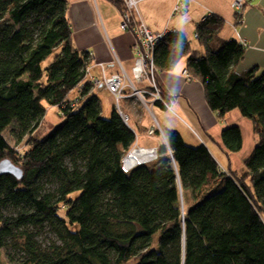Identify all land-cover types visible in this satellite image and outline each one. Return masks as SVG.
Segmentation results:
<instances>
[{
  "label": "trees",
  "instance_id": "16d2710c",
  "mask_svg": "<svg viewBox=\"0 0 264 264\" xmlns=\"http://www.w3.org/2000/svg\"><path fill=\"white\" fill-rule=\"evenodd\" d=\"M66 8L65 0H0V161L22 172L19 179L0 176L6 259L264 264V72L237 75L244 48L217 39L224 22L214 15L196 25L204 52L178 32L166 35L154 51L157 73L187 58L186 71L203 85L209 109L221 121L237 111L250 121L256 143L240 171H224L204 145L192 148L167 129L156 161L125 171L136 133L116 110L102 117L90 82H83L89 54L73 47ZM54 106L63 121L40 138ZM8 130L19 143L25 139L20 149L6 140ZM217 144L238 153L240 128H224ZM46 228L55 239L42 245Z\"/></svg>",
  "mask_w": 264,
  "mask_h": 264
},
{
  "label": "crops",
  "instance_id": "0c3cea01",
  "mask_svg": "<svg viewBox=\"0 0 264 264\" xmlns=\"http://www.w3.org/2000/svg\"><path fill=\"white\" fill-rule=\"evenodd\" d=\"M65 2L72 45L78 51L89 54L90 63L83 82L103 78L99 64L105 67V77L119 74L122 68L132 78L134 36L119 29L122 7L120 0H65ZM233 2L234 0H184L183 15H172L177 0H142L138 9L142 22L152 33L174 30L184 36L190 46L192 42L190 43L188 36L193 33L196 39L195 29L199 22L209 15L220 18L224 25L217 39L235 41L244 48L243 58L236 67L237 75L244 76L247 71L255 69L254 75L260 76L264 72V0H246L243 9L239 11L232 8ZM186 60L184 57L172 70L158 74L161 89L172 99L170 113L178 119L190 121L201 143L220 168L227 171L229 166L233 171H240L243 160L249 156L256 143L252 125L237 111L230 112L223 121L219 120L206 103L203 85L198 80L186 79L183 76V72L186 71ZM96 90L110 95L103 87L92 89L90 95H96ZM124 102L131 109L132 120L128 123L129 126L133 131L137 128L143 137L140 141L136 135V146L158 148L161 144L160 136L147 135L153 123L148 127L136 116L137 101L126 98ZM152 106L165 110L160 104ZM173 107L176 114L173 113ZM109 116L110 113L104 117ZM153 119L156 120L154 115ZM156 122L160 124L157 120ZM230 126H238L242 134V148L236 154L225 152L217 144L222 130ZM189 137L192 138L190 133Z\"/></svg>",
  "mask_w": 264,
  "mask_h": 264
},
{
  "label": "built area",
  "instance_id": "2783aa9c",
  "mask_svg": "<svg viewBox=\"0 0 264 264\" xmlns=\"http://www.w3.org/2000/svg\"><path fill=\"white\" fill-rule=\"evenodd\" d=\"M141 1L142 0H120L122 7L120 12L119 29L123 32H130L134 36L132 46L134 54L132 78H130L122 68H120L119 74L105 77V69L102 64H99L103 78H94L90 81L92 89L103 87L105 91L112 96L117 105L116 111L125 123H127L126 117L118 107V103L122 99H134L142 104L147 110H149V101H151L152 104H160L167 111H170L172 107L171 103L166 102V96L163 94L157 80L158 71L154 64V51L157 43L163 40L166 35L177 34V32L172 30L164 31L163 33H152L141 20L138 9ZM245 1L246 0H234L232 8L236 11L243 9ZM184 13V0H177L172 15H183ZM195 37H197V34H195ZM183 76L186 79L190 78L186 71L183 72ZM157 127L159 128L158 124L153 126L155 131L157 130ZM148 136H153V130L149 131ZM135 152H138L145 158V163L156 161L158 157L157 148H141L134 146L133 150L123 161V168L125 171H129L134 166L129 165L127 160L131 153Z\"/></svg>",
  "mask_w": 264,
  "mask_h": 264
},
{
  "label": "rangeland",
  "instance_id": "374dc122",
  "mask_svg": "<svg viewBox=\"0 0 264 264\" xmlns=\"http://www.w3.org/2000/svg\"><path fill=\"white\" fill-rule=\"evenodd\" d=\"M190 43L192 42V50L195 51H201L204 52L205 49L202 48L198 41L194 38L193 33L191 35L188 36ZM103 65V64H102ZM104 67V66H103ZM105 69V67H104ZM131 77V76H130ZM158 80V77H157ZM159 83V82H158ZM160 86V84H159ZM161 88V87H160ZM162 90V89H161ZM163 92V90H162ZM77 95V90L73 91L69 98L73 99L76 95ZM95 94L98 98V102L100 104V108H101V114L102 117L105 118L104 116H107L108 113H112L113 110H116V102L114 101V99L112 98L111 95H107L106 93H102V91L100 90H96ZM164 94V92H163ZM75 95V96H74ZM166 96V102L167 103H171L172 104V99L171 97H169L167 94H165ZM148 107L149 110H147L142 104H140L137 101V106H136V116L141 120V122H143V124H147V126L149 127L152 123V127L155 124H158L156 122V120L160 123L159 124V128L157 127V132L153 129H149L147 131V135L149 133L150 130H153V135H158L160 136L161 139L159 140H163L165 141L164 138V131L168 130H173L176 131L180 134L183 142L192 147V148H196L200 145H203L201 143V140L199 139L198 135L195 133L193 126L190 124V121H187V119H178L176 116H174V114L170 113L172 112V107L171 110L169 112H167L166 110H160L158 108V106L153 107L151 103V101L148 102ZM118 107L120 108L121 112L125 115L126 117V121L127 123H131V109L125 104L124 99L120 100L118 103ZM173 113H177L175 108L173 107ZM128 115V116H127ZM153 115L155 116L156 120L153 119ZM128 117V118H127ZM149 119H151L149 121ZM63 121V118H61V116H59V109L57 107H48L46 110V113L44 115L43 121L41 123V125L38 128L37 131V135L40 138L46 137L47 135H49L53 130H55ZM136 135L138 136L139 140H142V134L140 133V131H138L137 128H134ZM156 132V133H155ZM189 133L192 136L189 137ZM4 136L6 138V140L8 141V143L12 146V147H16V148H21L22 144H23V140L22 142L19 143L18 140H16V135H12L11 131L8 130L4 133ZM145 139V138H144ZM206 139V138H204ZM138 140V139H137ZM18 144V145H17ZM136 146V145H135ZM54 236L49 232V229H44L43 232H41L39 234V242L43 244H49L52 241H54ZM157 240V236H154L153 238V243L155 244ZM7 254V253H6ZM5 253L3 250H0V264H17V263H13L10 262L6 259L5 257ZM127 264H137V261L134 259H131Z\"/></svg>",
  "mask_w": 264,
  "mask_h": 264
},
{
  "label": "water",
  "instance_id": "95a60500",
  "mask_svg": "<svg viewBox=\"0 0 264 264\" xmlns=\"http://www.w3.org/2000/svg\"><path fill=\"white\" fill-rule=\"evenodd\" d=\"M141 163H145V162L142 161L138 164H141ZM138 164H135L132 168H134ZM4 174H10V175H13L14 177H16L17 179H19L22 175V172L11 161L5 159V160L0 161V176L4 175Z\"/></svg>",
  "mask_w": 264,
  "mask_h": 264
},
{
  "label": "bare ground",
  "instance_id": "6f19581e",
  "mask_svg": "<svg viewBox=\"0 0 264 264\" xmlns=\"http://www.w3.org/2000/svg\"><path fill=\"white\" fill-rule=\"evenodd\" d=\"M144 160H145V158L142 155H140L138 152H135V153H131L127 162L130 165H135V164H138Z\"/></svg>",
  "mask_w": 264,
  "mask_h": 264
}]
</instances>
